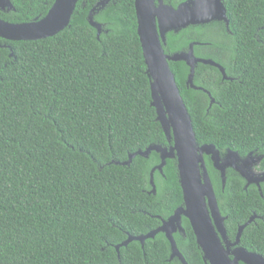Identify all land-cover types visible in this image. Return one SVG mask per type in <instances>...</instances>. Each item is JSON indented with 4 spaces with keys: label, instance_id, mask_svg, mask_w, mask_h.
Wrapping results in <instances>:
<instances>
[{
    "label": "trees",
    "instance_id": "obj_1",
    "mask_svg": "<svg viewBox=\"0 0 264 264\" xmlns=\"http://www.w3.org/2000/svg\"><path fill=\"white\" fill-rule=\"evenodd\" d=\"M99 0H79L69 26L54 36L25 41L0 38V264H181L170 260L164 233L132 241L128 235L157 228L183 203L176 159L163 172L152 151L130 165L116 162L151 144L168 145L155 108L137 34L134 0H111L95 13L102 32L89 24ZM174 6L185 0H164ZM0 18L30 22L46 15L54 0H11ZM230 33L216 22L169 32L165 51L190 42L198 56L194 84L189 69L171 62L199 145L222 153L264 156V0H224ZM217 50H216V49ZM220 51V52H219ZM231 238L254 213L241 245L264 256V183L244 189L231 170L222 188L206 159ZM264 171V157L258 166ZM262 194V195H261ZM175 236L189 264H205L192 227ZM244 264V263H240Z\"/></svg>",
    "mask_w": 264,
    "mask_h": 264
},
{
    "label": "water",
    "instance_id": "obj_2",
    "mask_svg": "<svg viewBox=\"0 0 264 264\" xmlns=\"http://www.w3.org/2000/svg\"><path fill=\"white\" fill-rule=\"evenodd\" d=\"M78 1L54 0L45 16L30 22L12 23L0 18V38L25 41L54 36L69 26ZM110 1L99 0L89 11L88 21L97 30V37L102 32V24L94 19V15ZM134 6L137 34L150 79L151 105L155 108L156 119L162 127L168 145L151 144L144 150L139 149L129 154L127 160L116 163L130 165L137 155L148 158L152 151L158 153L160 162L150 172L151 192L155 194L153 173L156 170L162 173L167 160L176 159L184 204L176 208L168 219L162 220L159 227L143 235H128L126 240L115 246L117 252L119 253L120 247L127 246L132 241H139L143 246L146 239L154 238L157 233L162 232L170 244V260L177 258L181 264H189L173 237L176 231L183 232L181 220L184 216L190 222L206 264H264L262 254L239 246L243 230L257 217L256 214L239 226L234 242L228 241L224 217L219 211L204 155L210 156L223 181L226 169L231 167L246 181V187L256 184L259 190L260 184L264 182V171L255 172L253 166L260 163L264 156L251 152L246 157H242L231 149L222 154L212 143L199 145L169 62H185L189 66L186 85L202 90L208 95H210L209 91L193 83L196 64L215 66L220 70L223 79H228L224 67L212 59L195 57L193 46L199 42L191 43L187 51L167 54L164 50L169 32H178L189 26L213 21H225L229 24L224 0H187L177 7L166 4L163 0H134ZM13 8L11 0H0L1 11H10ZM213 102L214 99L211 98V104Z\"/></svg>",
    "mask_w": 264,
    "mask_h": 264
},
{
    "label": "flooded vegetation",
    "instance_id": "obj_3",
    "mask_svg": "<svg viewBox=\"0 0 264 264\" xmlns=\"http://www.w3.org/2000/svg\"><path fill=\"white\" fill-rule=\"evenodd\" d=\"M164 1V0H163ZM185 1H187V0H185ZM184 2V1H183ZM164 3H166L165 1H164ZM180 3H182V2H180ZM179 3V4H180ZM166 4H170V3H166ZM178 4V5H179ZM170 5H172V4H170ZM178 5H176V6H174V5H172V6H174V7H177ZM213 22H216L217 23V25H219L220 27H222V30H223V32H225V33H230V30H229V24H227L225 21H213ZM212 23V22H211ZM209 24V23H208ZM182 30V29H181ZM179 32V31H178ZM175 33H177V32H175ZM191 43H193V42H190L189 44H188V47L186 48V49H184L185 51H187L188 49H189V45L191 44ZM200 44V43H199ZM199 44H195V45H199ZM195 45L193 46V54H194V56L195 57H198V58H205V57H202V56H198L197 54H196V52H195ZM216 49V48H215ZM164 50H165V48H164ZM217 50V49H216ZM180 51H183V50H180ZM166 52V51H165ZM177 52V51H176ZM220 52V51H219ZM167 53V52H166ZM167 54H169V53H167ZM206 59H212V58H206ZM213 60V59H212ZM216 62V61H215ZM185 63V62H184ZM218 63V62H217ZM169 64H170V62H169ZM186 64V63H185ZM198 64V63H197ZM197 64H196V66H197ZM220 64V63H219ZM209 65V64H208ZM221 65V64H220ZM186 66L188 67V69H189V66L186 64ZM196 66H195V69H196ZM215 67V66H214ZM215 68H217V67H215ZM218 69V68H217ZM219 70V69H218ZM219 72H220V70H219ZM221 73V72H220ZM189 74V73H188ZM222 75V74H221ZM188 77V76H187ZM227 78L228 79H225V80H232V78H230V77H228L227 76ZM222 79H223V76H222ZM187 80V79H186ZM193 83H194V80H193ZM195 85V84H194ZM196 86V85H195ZM188 87H190V86H188ZM197 87H200V86H197ZM206 93V92H205ZM208 95V94H207ZM209 97H210V104H211V98H212V96L211 95H208ZM227 152V151H226ZM226 152H224V153H222V154H225ZM251 153V152H250ZM254 154H256V153H254ZM248 155V154H247ZM246 155V156H247ZM258 155H260V154H258ZM246 156H244V157H246ZM206 159H208V162L211 164V166H212V168L214 169V170H216L218 173H219V177H220V181H221V185H222V188L224 187V185H225V182H226V175H227V172L229 171V170H231L232 172H233V174H236V175H238V176H240L239 174H238V172H236L233 168H231V167H229V168H227L226 169V173H225V180L223 181L222 180V176H221V173L217 170V169H215V167H214V165H213V163H212V161H211V159H210V156H208V155H204V161H205V164H206ZM262 161V160H261ZM261 161H260V163H261ZM260 163H257V164H255L254 166H253V169H254V171L255 172H263V170H258V166L260 165ZM157 165V164H156ZM206 168H207V165H206ZM207 171H208V168H207ZM208 174H209V172H208ZM209 177H210V179H211V182H212V178H211V176H210V174H209ZM241 177V176H240ZM242 178V177H241ZM243 179V178H242ZM244 180V179H243ZM245 181V180H244ZM262 183H264V182H262ZM261 183V184H262ZM261 184H260V188H261ZM212 185H213V182H212ZM250 185H255L257 188H258V186L256 185V184H250ZM249 185V186H250ZM249 186H247L246 187V181H245V184H244V189H247ZM213 188H214V185H213ZM258 190H259V188H258ZM260 191V193H261V189L259 190ZM214 193H215V196H216V199H217V202H218V193H217V191H216V189L214 188ZM183 195V194H182ZM262 195V194H261ZM183 197V196H182ZM183 204H184V202L181 204V205H179L178 207H180V206H183ZM218 206H219V202H218ZM177 207V208H178ZM219 211H220V214H221V216L222 217H224V227H225V229H226V233H227V239H228V241H230V242H234L235 241V239H236V236H237V232H238V228H239V226L240 225H242V224H240V225H238V228H237V232L235 233V235H234V237L233 238H231L230 236H229V234H228V230H227V227H226V220L228 219V215H226V214H224V213H222V211H221V208H220V206H219ZM174 213V212H173ZM172 213V214H173ZM171 214V215H172ZM255 214V213H254ZM253 214V215H254ZM170 215V216H171ZM252 215V216H253ZM170 216H168L167 218H162L161 216H157L159 219H160V221H161V224H162V220H166V219H168ZM256 218H258L259 216L256 214ZM251 217V216H250ZM187 219L186 217H184V216H182V220H181V225H182V227H183V219ZM255 218V219H256ZM254 219V220H255ZM188 220V219H187ZM249 220V219H248ZM247 220V221H248ZM253 220V221H254ZM189 221V220H188ZM246 221V222H247ZM252 221V222H253ZM190 223V222H189ZM160 224V225H161ZM244 224V223H243ZM159 225V226H160ZM158 226V227H159ZM191 226V225H190ZM183 235H185V229H184V227H183V232H180L179 230L178 231H176L175 233H173V237H174V239H175V236H183ZM166 236V235H165ZM242 236V235H241ZM196 238V237H195ZM175 241H176V239H175ZM177 244V243H176ZM239 246H242L241 245V237H240V244H239ZM178 247V246H177ZM242 247H244V246H242ZM234 247L232 246L231 247V249H233ZM245 248V247H244ZM179 249V248H178ZM247 249V248H246ZM180 250V249H179ZM248 250V249H247ZM250 251V250H249ZM181 252V251H180ZM171 253V252H170ZM202 258H203V254H202ZM169 259H170V257H169ZM174 259H177V258H174ZM178 260V259H177ZM179 261V260H178ZM180 262V261H179ZM205 263V262H204ZM206 264V263H205Z\"/></svg>",
    "mask_w": 264,
    "mask_h": 264
}]
</instances>
